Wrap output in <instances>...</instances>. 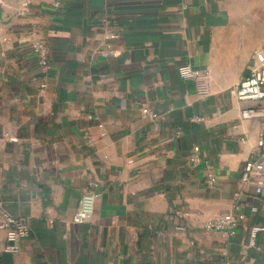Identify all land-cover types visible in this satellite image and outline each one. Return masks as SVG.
I'll use <instances>...</instances> for the list:
<instances>
[{"label":"crops","instance_id":"0c3cea01","mask_svg":"<svg viewBox=\"0 0 264 264\" xmlns=\"http://www.w3.org/2000/svg\"><path fill=\"white\" fill-rule=\"evenodd\" d=\"M60 2L0 0V204L31 228L15 254L0 230V255L264 264V198L243 181L246 162L261 159L264 119L241 115L264 100L230 94L264 48V0ZM106 20L118 54L108 58ZM185 65L201 75L182 78ZM92 181L95 216L76 223ZM238 212L246 219L233 234L203 228Z\"/></svg>","mask_w":264,"mask_h":264},{"label":"built area","instance_id":"2783aa9c","mask_svg":"<svg viewBox=\"0 0 264 264\" xmlns=\"http://www.w3.org/2000/svg\"><path fill=\"white\" fill-rule=\"evenodd\" d=\"M53 3L56 7H61L62 5L60 0H53ZM27 6L28 3L23 4V7L26 8ZM104 28L106 30V44L100 54L106 58L117 56L118 54L111 50V41L116 35L111 30V22L109 20L104 22ZM33 48L40 55L41 63L43 65L47 64V47L42 43H35ZM256 55L259 61L250 68L246 78L230 90V94L241 102H259L264 100V48L258 51ZM178 71L184 79H193L201 75L199 70L190 65L181 66ZM143 112L153 119L158 117L157 113L147 107L143 108ZM241 115L244 120L264 119V107L255 104L246 106L242 109ZM258 148L261 151V159L248 160L246 162L243 169V181L255 182L257 195L264 198V136L258 140ZM191 160L197 163L199 160L198 154L194 153ZM98 187L99 184L97 182H90L89 188L83 195L76 210L74 216L76 223H86L93 220L96 213L97 200L100 196L97 191ZM236 195L239 196L240 194L237 193ZM245 219L246 216L242 212L222 214L206 221L203 228L207 231L233 234ZM0 230H4L7 234L5 251L13 254L19 252V241L28 238L31 234L27 218L10 214L1 204Z\"/></svg>","mask_w":264,"mask_h":264},{"label":"trees","instance_id":"16d2710c","mask_svg":"<svg viewBox=\"0 0 264 264\" xmlns=\"http://www.w3.org/2000/svg\"><path fill=\"white\" fill-rule=\"evenodd\" d=\"M0 264H13L12 255L8 253L0 255Z\"/></svg>","mask_w":264,"mask_h":264}]
</instances>
